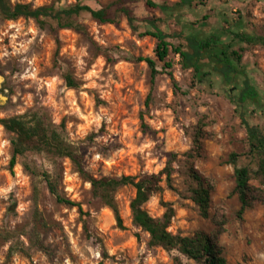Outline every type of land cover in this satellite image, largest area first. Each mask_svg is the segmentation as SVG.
Returning <instances> with one entry per match:
<instances>
[{
	"label": "rangeland",
	"instance_id": "374dc122",
	"mask_svg": "<svg viewBox=\"0 0 264 264\" xmlns=\"http://www.w3.org/2000/svg\"><path fill=\"white\" fill-rule=\"evenodd\" d=\"M74 1L11 0L34 7ZM112 1L86 3L96 8ZM153 1L172 5L179 0ZM151 15L161 13L156 10ZM201 15L207 19L194 28L204 33L223 25V17L240 16L249 30L264 35V0H202L183 17L194 22ZM77 21L84 27L81 32L38 28L31 19L0 20V118L39 109L46 120L63 123L66 139L95 178L157 173L175 154L172 184L180 194L163 185L162 192L142 208L158 218L165 210L162 202L169 203L173 217L168 231L183 235L211 232L210 217L218 216L224 220L219 243L228 263L264 264V205L256 204L236 217L239 203L229 196L232 168L224 164L229 152L245 151L241 114L264 130V48L253 46L242 58L262 94V105L236 112L222 86L207 88L192 82L191 71L180 67L177 55L171 57L176 89L163 70L151 85L148 66L137 58H154L155 39L140 36L144 28L134 31L124 16L116 24L98 23L85 14ZM167 26L170 32L179 30L171 20ZM64 73L77 87L65 85ZM200 121L202 151L192 165L215 185L207 219L186 198L190 181L184 154L192 148L193 131ZM10 137L0 125V264H171L169 255L149 246L148 234L133 225L131 186H120L112 195L123 224L118 228L112 210L92 196L90 183L69 159L54 161L43 154L24 158L39 169L56 172L60 195L73 205L57 203L42 179L32 180L20 164L10 170ZM33 202L44 221L41 228L32 225ZM37 238L51 256L37 248Z\"/></svg>",
	"mask_w": 264,
	"mask_h": 264
},
{
	"label": "trees",
	"instance_id": "16d2710c",
	"mask_svg": "<svg viewBox=\"0 0 264 264\" xmlns=\"http://www.w3.org/2000/svg\"><path fill=\"white\" fill-rule=\"evenodd\" d=\"M201 2L202 0H179L172 5H166L153 0H114L106 6L94 8L86 3V0L37 7L29 2L0 0V20L31 19L38 28L48 26L51 30L72 29L81 32L84 27L77 18L82 14L98 23L107 24H116L122 15L134 31L138 32L144 28L139 31L140 36L149 35L155 39L154 58H137V61L145 62L148 66L151 85L163 70L176 89L171 74L173 66L171 57L177 55L180 67L191 71L192 82L207 88H214L215 84L222 86L224 94L236 112L248 105L261 106L262 94L249 78L247 67L242 65V58L253 46L264 48V35L249 30L240 16L237 18L239 20L223 17V25L207 33L195 29L197 22L200 24L205 22L206 15L196 17V22L185 21L183 15L192 11L193 5H201ZM156 10L161 13L160 17L151 15ZM169 20L179 27L178 31L170 32L167 26ZM157 63L161 68L157 67ZM63 79L69 88L78 85L68 73H64ZM0 125L11 136L9 169L12 170L15 165L20 164L22 170L32 180L41 178L57 203L73 205L60 195L56 172L39 169L34 162L24 160L26 154H43L54 161L62 157L69 159L76 171L90 183L92 196L112 210L118 228H123V224L112 195L120 186H131L134 189V197L129 208L133 225L148 234L149 246L160 247L169 255L171 264H230L219 243V237L224 232V220L218 216L210 217L214 225L211 232L195 230L190 235H183L168 231L173 217V209L169 203L162 202L165 210L158 218L150 216L142 208L151 196L162 192L163 185L168 190L180 194L172 184L174 172L172 163L175 154H171L164 167L157 173L95 178L84 169L81 154L66 139L63 123L55 125L46 120L39 109H30L20 115L0 118ZM203 125L201 121L195 125L192 148L184 157L190 181L186 198L196 206L200 217L207 219L215 185L211 179L199 174L192 165V160L201 156ZM241 125L246 134L245 151L243 153L231 151L224 160V164L232 168L233 186L229 196H235L238 200L239 207L235 212L238 219L254 205H264V130L258 124H250L243 114ZM242 159L243 163L239 164ZM253 181L256 184L252 183ZM33 204L32 225L41 228L44 221L36 209L35 202ZM36 246L47 256H51L49 249L38 238Z\"/></svg>",
	"mask_w": 264,
	"mask_h": 264
}]
</instances>
